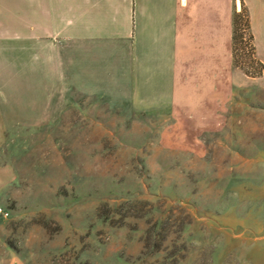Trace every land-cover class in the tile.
I'll return each mask as SVG.
<instances>
[{"label": "rangeland", "instance_id": "1", "mask_svg": "<svg viewBox=\"0 0 264 264\" xmlns=\"http://www.w3.org/2000/svg\"><path fill=\"white\" fill-rule=\"evenodd\" d=\"M239 34L235 65L249 82H222L213 117L97 102L77 114L50 75L22 84L0 72L21 123L0 253L23 264H264V64L245 20Z\"/></svg>", "mask_w": 264, "mask_h": 264}, {"label": "crops", "instance_id": "2", "mask_svg": "<svg viewBox=\"0 0 264 264\" xmlns=\"http://www.w3.org/2000/svg\"><path fill=\"white\" fill-rule=\"evenodd\" d=\"M243 11L264 64V0H0V72L22 84L50 75L67 86L77 114L97 102L118 112L213 117L222 82H249L234 57V20ZM4 76L0 207L20 159L13 136L21 123ZM0 264L23 262L0 253Z\"/></svg>", "mask_w": 264, "mask_h": 264}, {"label": "trees", "instance_id": "3", "mask_svg": "<svg viewBox=\"0 0 264 264\" xmlns=\"http://www.w3.org/2000/svg\"><path fill=\"white\" fill-rule=\"evenodd\" d=\"M243 12L241 13H237L235 15V20H234V57H235V60L237 58H239V55H238V42H240V39H244V37L242 35L239 34V29H240V25H241V22L245 20V26L247 27V29L250 31V23H249V18H248V15L247 13L245 12V15L243 14ZM251 38V41H253V36L251 34L250 36ZM259 64H261V62H259ZM262 66V64H261ZM238 67L245 72L246 74V69L243 68L242 66H239Z\"/></svg>", "mask_w": 264, "mask_h": 264}, {"label": "built area", "instance_id": "4", "mask_svg": "<svg viewBox=\"0 0 264 264\" xmlns=\"http://www.w3.org/2000/svg\"><path fill=\"white\" fill-rule=\"evenodd\" d=\"M11 217V212L5 207H0V219H9Z\"/></svg>", "mask_w": 264, "mask_h": 264}]
</instances>
